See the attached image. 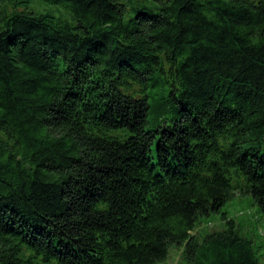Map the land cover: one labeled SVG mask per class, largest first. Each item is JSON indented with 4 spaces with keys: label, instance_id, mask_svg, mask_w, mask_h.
Here are the masks:
<instances>
[{
    "label": "trees",
    "instance_id": "16d2710c",
    "mask_svg": "<svg viewBox=\"0 0 264 264\" xmlns=\"http://www.w3.org/2000/svg\"><path fill=\"white\" fill-rule=\"evenodd\" d=\"M237 193L264 212V0H0V264H263L196 234Z\"/></svg>",
    "mask_w": 264,
    "mask_h": 264
},
{
    "label": "rangeland",
    "instance_id": "374dc122",
    "mask_svg": "<svg viewBox=\"0 0 264 264\" xmlns=\"http://www.w3.org/2000/svg\"><path fill=\"white\" fill-rule=\"evenodd\" d=\"M54 11L58 9L45 8ZM226 213L230 220H234L241 234L253 241L254 249L260 262L264 264V212L261 211L250 196L237 193L219 213L202 217L199 220L196 234H207L219 230L223 226L222 214ZM161 264H186L181 259V251L178 247L170 250L167 260Z\"/></svg>",
    "mask_w": 264,
    "mask_h": 264
}]
</instances>
